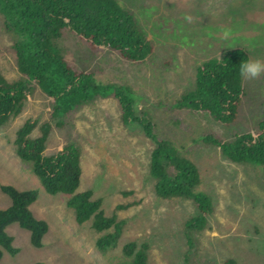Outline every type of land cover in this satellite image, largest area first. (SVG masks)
<instances>
[{
	"label": "rangeland",
	"instance_id": "rangeland-1",
	"mask_svg": "<svg viewBox=\"0 0 264 264\" xmlns=\"http://www.w3.org/2000/svg\"><path fill=\"white\" fill-rule=\"evenodd\" d=\"M117 1L152 40L153 53L143 62H129L109 48L90 47L66 30L59 45L68 62L93 73L97 83L114 88L57 117L48 95L20 71L15 45L25 37L8 28L0 11V70L7 80L32 88L22 112L1 129L0 209L12 204L2 185L37 190L39 197L31 209L49 224L41 248L31 244L29 231L18 224L9 226L7 233L19 252L13 256L3 250L0 264H126L130 258L123 250L130 242L149 244L147 264H225L228 259L264 264V166L235 163L218 146L204 141L214 134L233 142L257 131L264 116V75L244 79L246 96L233 124L178 106L185 94L195 90L198 68L208 60L243 48L250 59L264 61V0ZM223 29L233 32L231 49H222L226 47L219 35ZM116 87H129L137 112L151 119L158 139L171 141L198 167L197 190L209 196L214 207L203 229L187 227L199 215L192 200L156 194L150 165L157 144L138 123L123 124ZM30 119L52 126L46 156L68 144L80 147L83 174L76 194L92 190L106 215L117 216L122 225L116 244L101 250L97 242L110 231L97 232L92 220L79 224L68 206L72 196L49 194L31 165L18 157L16 135ZM38 136L36 129L33 137Z\"/></svg>",
	"mask_w": 264,
	"mask_h": 264
},
{
	"label": "trees",
	"instance_id": "trees-1",
	"mask_svg": "<svg viewBox=\"0 0 264 264\" xmlns=\"http://www.w3.org/2000/svg\"><path fill=\"white\" fill-rule=\"evenodd\" d=\"M0 11L6 15L8 28L25 37L15 45L18 67L23 74L33 78L55 104L53 117L69 114L114 88L97 83L93 73L78 70L68 62L59 45L66 30L74 32L90 47L109 48L129 62H143L154 50L152 40L135 16L117 0H0ZM247 59H250L248 51L239 48L226 52L221 59L203 63L198 68L195 90L178 101L179 108L207 112L225 125L236 122L246 96L244 78L239 76L238 69ZM31 94L32 88L21 81L7 80L0 70V133L11 118L22 112L24 102ZM115 98L123 124L138 123L157 144L150 165L156 194L164 199L192 200L199 215L190 219L187 227L203 229L214 207L211 198L197 190L201 176L196 164L183 156L171 141L158 139L151 119L146 113L137 112L129 87H116ZM36 129L40 136L33 137ZM51 130L49 123L28 120L17 132L16 153L23 162L31 165L49 194L72 196L68 206L74 210L79 224L92 220V227L97 232L110 231L97 242L101 250L107 249L117 243L122 224L116 215H106L102 200L95 199L92 190L76 194L83 174L79 146L68 144L55 155L44 154ZM204 141L218 146L223 155L235 163L264 166V116L256 132L238 136L233 142L219 139L214 134L205 137ZM1 190L10 197L12 204L8 209H0V262L3 250L13 256L19 252L14 247L13 237L7 233L9 226L18 224L29 231L31 244L36 248L43 246L49 232L48 222L37 218L31 209L39 197L37 190L23 191L11 185H2ZM123 252L130 258L126 264L148 263V243L130 242ZM225 264L237 263L228 259Z\"/></svg>",
	"mask_w": 264,
	"mask_h": 264
},
{
	"label": "clouds",
	"instance_id": "clouds-1",
	"mask_svg": "<svg viewBox=\"0 0 264 264\" xmlns=\"http://www.w3.org/2000/svg\"><path fill=\"white\" fill-rule=\"evenodd\" d=\"M190 19V18H189ZM220 39L224 42L226 47L222 49H231L230 41L233 37V32L230 29H223L219 33ZM239 76L247 80H254L264 75V61L259 59H247L239 65Z\"/></svg>",
	"mask_w": 264,
	"mask_h": 264
}]
</instances>
